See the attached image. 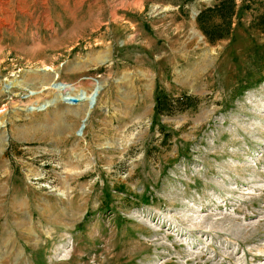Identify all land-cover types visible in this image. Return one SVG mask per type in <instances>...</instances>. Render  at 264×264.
I'll return each instance as SVG.
<instances>
[{
    "label": "rangeland",
    "instance_id": "obj_1",
    "mask_svg": "<svg viewBox=\"0 0 264 264\" xmlns=\"http://www.w3.org/2000/svg\"><path fill=\"white\" fill-rule=\"evenodd\" d=\"M217 1L0 0V264H264V0Z\"/></svg>",
    "mask_w": 264,
    "mask_h": 264
},
{
    "label": "trees",
    "instance_id": "obj_2",
    "mask_svg": "<svg viewBox=\"0 0 264 264\" xmlns=\"http://www.w3.org/2000/svg\"><path fill=\"white\" fill-rule=\"evenodd\" d=\"M237 15V4L235 0H218L212 6L206 7L197 16L199 29L204 36L215 43L228 38L233 31L234 19ZM256 27L264 33V14L256 21ZM168 96L159 92L156 98L155 111L157 114L169 113ZM183 101V100H181ZM186 101H193V98H186ZM186 108L192 107V104Z\"/></svg>",
    "mask_w": 264,
    "mask_h": 264
},
{
    "label": "water",
    "instance_id": "obj_3",
    "mask_svg": "<svg viewBox=\"0 0 264 264\" xmlns=\"http://www.w3.org/2000/svg\"><path fill=\"white\" fill-rule=\"evenodd\" d=\"M100 90H101V86L97 85L95 87L93 93L90 96V101H89V105H88L89 110H88V112L86 111L85 118L83 119L82 125H81V127H80V129L78 131V135L79 136H81L83 134V132H84V129L86 127V121H87L88 117L90 116L91 110L96 105L97 98H98ZM84 99H85L84 97H82V98L65 97L63 101L68 103V104L76 105V104H79L80 102H82Z\"/></svg>",
    "mask_w": 264,
    "mask_h": 264
}]
</instances>
